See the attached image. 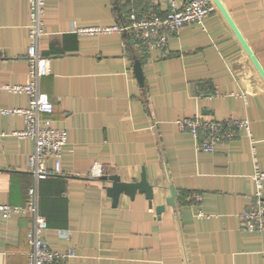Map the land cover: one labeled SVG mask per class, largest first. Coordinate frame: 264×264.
I'll list each match as a JSON object with an SVG mask.
<instances>
[{"label": "crops", "instance_id": "crops-1", "mask_svg": "<svg viewBox=\"0 0 264 264\" xmlns=\"http://www.w3.org/2000/svg\"><path fill=\"white\" fill-rule=\"evenodd\" d=\"M221 1L264 68V0ZM168 2L46 0L41 49L52 60L41 88L54 104L53 125L68 136L62 172L39 186L45 239L70 253L57 264H264V231L240 225L256 190L252 138L264 169V79L219 8L149 52L126 33L75 30L125 24L129 12L150 4L164 14ZM29 23L28 0H0V108L27 104L26 94L6 86L29 80ZM195 114L247 117L252 138L241 132L213 151L200 150L198 139L176 123ZM23 127L22 116L0 110V203L24 204L33 181L34 142L12 134ZM97 162L104 174L126 181L139 180L144 170L152 201L141 192L121 193L114 205L110 181L91 175ZM171 186L175 206L166 203ZM189 192L200 194V202L188 199ZM30 221L29 214L0 211V264H28Z\"/></svg>", "mask_w": 264, "mask_h": 264}, {"label": "built area", "instance_id": "built-area-1", "mask_svg": "<svg viewBox=\"0 0 264 264\" xmlns=\"http://www.w3.org/2000/svg\"><path fill=\"white\" fill-rule=\"evenodd\" d=\"M30 4V23L28 34L30 43L27 48V63L29 80L22 84H8L6 89L14 93H24L27 104L22 107L0 108L5 114H17L23 117L24 127L15 130L12 134L20 138H31L34 147L29 155L28 170L33 181L27 189V198L24 204L0 203V211L4 216L13 213L29 214L30 226L27 232L29 243L28 264H57L65 260L70 253L59 252L51 248L45 239L48 229L46 216L39 206L40 181L48 176L62 172L63 148L67 143V131L53 125L50 114L54 104L49 95L41 88V79L50 73V56L41 49V39L45 34L46 0H28ZM216 8L213 0H189L179 5L175 0H169L168 8L161 14L154 4H150L144 11L132 10L127 15L125 24L78 26L75 30L79 34H101L121 32L128 34L144 51L152 48H164L171 34L178 32L186 24H202L203 19ZM181 130L190 132L198 139V147L203 151H213L224 141L236 138L241 132L252 138L249 118L228 117L224 119H208L200 114L179 118L176 120ZM253 141V157L255 169L253 179L256 184L254 201L240 213V225L247 231H264V169L258 163L256 147ZM54 162L50 168L49 161ZM104 167L97 162L91 175L101 176ZM188 199L199 203L200 194L189 192ZM198 216H207L199 210Z\"/></svg>", "mask_w": 264, "mask_h": 264}, {"label": "water", "instance_id": "water-1", "mask_svg": "<svg viewBox=\"0 0 264 264\" xmlns=\"http://www.w3.org/2000/svg\"><path fill=\"white\" fill-rule=\"evenodd\" d=\"M213 2L216 4V6L225 16L226 20L228 21L231 28L235 32L241 44L245 48L246 52L250 55L251 60L255 64L262 78L264 79L263 66L261 65L257 56L253 53V50L249 46L248 42L245 40L240 30L238 29L237 25L233 21L232 17L230 16L223 2L221 0H213ZM134 71L139 81L143 83V80H144L143 69H142L141 61L139 59L135 60ZM102 179L110 181V185L106 186V190H107V194L113 199L114 205L118 202V199L121 193H125L129 195L131 198H133L136 192H141V193H144L146 197L151 201L154 197L153 185L148 181L144 170L141 172V176L139 180L126 181L122 179L121 175L116 174V173L103 174ZM177 197H178L177 190L173 186H171V196L167 198L166 203L169 205L175 206ZM164 208H165L164 204H160L156 206V210L158 213H161L164 210Z\"/></svg>", "mask_w": 264, "mask_h": 264}]
</instances>
